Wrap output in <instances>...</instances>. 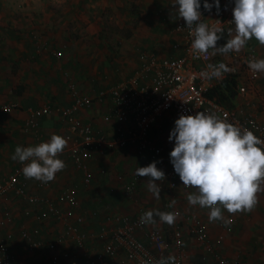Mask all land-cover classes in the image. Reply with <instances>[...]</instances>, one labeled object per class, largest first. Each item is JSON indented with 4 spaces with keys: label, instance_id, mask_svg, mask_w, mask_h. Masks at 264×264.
I'll use <instances>...</instances> for the list:
<instances>
[{
    "label": "crops",
    "instance_id": "crops-1",
    "mask_svg": "<svg viewBox=\"0 0 264 264\" xmlns=\"http://www.w3.org/2000/svg\"><path fill=\"white\" fill-rule=\"evenodd\" d=\"M13 1L16 6L4 5V1L0 6V180L23 167L11 158L17 146H35L39 143V135L41 140L47 141L52 134H70L57 111L39 119V135L27 132L25 123L30 110L46 105L54 108L71 105L70 83L94 96L130 78L147 55L164 58L183 54L182 47H175L183 42V34L175 30L178 5H172L174 0H50L41 6L35 4L40 0ZM200 3L202 5L204 0ZM228 32L232 38L235 25ZM252 40L253 48L246 51L253 50L258 59L264 58V45ZM57 51L62 55L57 56ZM249 87V93L238 94L235 101L242 103L247 99L249 109L264 121V73H260L258 81ZM5 104H16L18 108L5 112L2 109ZM109 110V102H96L91 108L80 110L78 116L92 122L99 135L112 140L119 125L113 118L107 119ZM160 121L165 122L166 127L161 131L155 127L154 136L159 142L170 144L169 135L175 123L173 116L169 114L167 121L166 114ZM70 149L71 141H68L59 157L66 167L56 173L48 185L38 187L36 179H29L32 194L65 208L70 206L61 196L65 190L78 197L77 211L85 217L80 229L88 234V240L83 246L74 241L60 244L55 250L62 256L59 264H81L86 254L94 256L101 250L104 240L98 233L104 216L110 211L117 214L131 211L129 200L121 196L122 185L138 167H143L135 146L113 148L88 159L95 178L91 185H86L83 171L77 169L71 159ZM178 182L174 194L161 190L157 198L143 184L140 195L152 211L176 213L171 229L154 217L149 226L161 227L170 235L178 225L182 226L190 256L187 264H217L218 253L243 264H264V191L257 193L255 208L236 213L232 223L228 220L233 215L226 210H222L223 220L210 222V209L190 205L187 201V195L197 190L186 188L180 178ZM261 187L264 188V184ZM0 203V207H9L14 214L9 228H2L0 236L9 230L16 232L11 243L15 261L18 264H48L47 258L54 252L48 246L32 248L19 235V230L27 228L34 232L35 238L49 241L57 237L61 225L54 218H42L39 211L33 209L35 205L11 193L3 194ZM27 211L32 212L28 214ZM188 214L195 216L212 239L223 234L224 242L208 250L206 244L190 233V225L195 223L186 220ZM226 224L228 228H224ZM145 231L137 233L144 242L147 241ZM65 252L69 253L67 257L62 255ZM105 264L132 263L122 252L108 256Z\"/></svg>",
    "mask_w": 264,
    "mask_h": 264
},
{
    "label": "built area",
    "instance_id": "built-area-1",
    "mask_svg": "<svg viewBox=\"0 0 264 264\" xmlns=\"http://www.w3.org/2000/svg\"><path fill=\"white\" fill-rule=\"evenodd\" d=\"M208 2L213 3V8L208 11L203 7L204 3L201 5V21L209 26L229 31V28L234 26L232 9L235 6V0H219V12L215 8L214 0H208ZM175 30L183 34V42L175 44L176 48H183L182 55L164 58L147 55L141 67L130 78L116 83L109 89H103L94 96L81 92L75 83H70L69 89L73 98L71 105L61 108L46 105L30 110L25 123L26 131L39 135V119L57 111L69 127L70 134L63 137L71 141V159L75 167L83 171L86 185H91L95 178L88 164V159L92 155L133 145L143 160V167L156 161L157 168L163 170L166 177L165 180L157 181V183L160 184L161 190H167L173 194L179 184V175L174 171L170 160V152L175 141L173 139L170 144H164L154 136L155 127L159 131L165 129L166 123L160 120L166 114L167 121L169 114H172L175 121L181 114L195 115L203 111L221 119H227L242 130H251L264 139V121H261L256 113L249 109L250 103L246 101L247 99H244L242 103L234 101L230 105L221 102L217 96L209 95L210 89L227 79L237 81V95L248 94L249 86L254 85L260 78V73H254L249 68V61L258 59L257 54L249 50L242 53L230 52L229 56L212 55L210 49L207 54L197 55L191 49L193 37L183 18H178ZM56 55L61 56L62 52L57 51ZM220 63H224L231 71L223 72L219 78L205 75L212 72L210 65L218 66ZM96 102L100 104L109 102L110 110L107 119L113 118L119 125L118 132L112 140L99 135L92 122L84 121L78 116L80 110L89 109ZM16 108H18L16 104H5L2 107L5 112ZM40 142L45 141L41 140L39 135ZM148 179L150 178L136 176L134 173L124 181L121 196L129 200L133 208L129 213L117 214L110 211L104 216V223L98 233L104 240L102 248L94 256L86 254L81 264H105L108 256H117L122 252L132 264H157L161 258L169 256L175 258V264H187L190 256L185 247L182 226L178 225L170 235L161 227H151L149 223H141V215L151 210L140 195L141 187ZM36 184L38 187H44L48 185V182L36 180ZM29 186V179L23 175L22 168H17L0 180V202L2 195L7 193L27 199L36 206L33 209L38 210L42 218H54L61 225L57 237L49 241L35 238L34 232L27 228L23 227L19 230V235L27 240L32 248L48 246L50 251L54 252L47 258L48 264H59L62 256L56 254L55 250L60 244L74 241L79 246H83L88 240V234L80 229L85 217L77 211L78 197L72 191L65 190L61 195L62 199L70 203V206L65 208L50 199L32 194ZM111 189L115 191L114 188ZM31 212L27 211L28 214ZM234 218V215L230 216L228 221L232 223ZM13 220L14 214L11 209L7 206L0 207V230L9 228L8 225ZM186 220L195 223L190 225V233L206 244L208 250L224 242L223 234L215 239L209 237L195 216L188 214ZM229 224L224 225V228H228ZM143 229H146V242L137 236V233ZM16 236V232L12 230L0 236V264H18L14 259L11 246ZM62 255L67 257L69 253L65 252ZM216 263L243 264L238 259L228 258L219 253L216 254Z\"/></svg>",
    "mask_w": 264,
    "mask_h": 264
},
{
    "label": "clouds",
    "instance_id": "clouds-1",
    "mask_svg": "<svg viewBox=\"0 0 264 264\" xmlns=\"http://www.w3.org/2000/svg\"><path fill=\"white\" fill-rule=\"evenodd\" d=\"M178 5V18H183L193 37L191 49L197 55H227L240 52L253 38L264 45V0H235L232 9L235 35L225 44L218 46L223 29L209 26L201 21L200 0H174ZM217 12L219 0H214ZM203 7L211 11L213 3L204 0ZM212 72L206 76L219 78L223 72H229L224 63L209 66ZM254 73H264V58L249 61ZM175 141L170 152L174 171L186 188H195V193L187 195L190 205L210 209L209 221L223 220V211L235 215L250 212L258 203L257 193L264 191V139L248 129H243L227 119L203 111L195 115L181 114L175 120L169 140ZM68 145V140L52 134L50 139L35 146L15 148L12 159L23 164L22 172L27 179H36L47 183L55 179L66 164L59 158ZM136 176L149 177L147 187L157 198L161 186L156 181L166 179L163 170L157 168L156 161L145 167H138ZM158 216L169 225L176 219V213L156 210L141 215V223L154 222ZM157 264H175V258H161Z\"/></svg>",
    "mask_w": 264,
    "mask_h": 264
},
{
    "label": "trees",
    "instance_id": "trees-1",
    "mask_svg": "<svg viewBox=\"0 0 264 264\" xmlns=\"http://www.w3.org/2000/svg\"><path fill=\"white\" fill-rule=\"evenodd\" d=\"M220 35L222 38L217 42L218 46L225 44L231 38L228 31H223ZM236 85L235 79H227L210 89L209 95L217 96L221 102L232 105L237 96Z\"/></svg>",
    "mask_w": 264,
    "mask_h": 264
},
{
    "label": "rangeland",
    "instance_id": "rangeland-1",
    "mask_svg": "<svg viewBox=\"0 0 264 264\" xmlns=\"http://www.w3.org/2000/svg\"><path fill=\"white\" fill-rule=\"evenodd\" d=\"M4 1V5H8V6H16V2H14L13 0H0V6H2V2ZM48 1H50V0H40L39 1V3H35V4H37L38 6H41L42 4H45V3H47ZM40 4V5H39ZM1 8V7H0ZM105 20V19H104ZM108 20V19H107ZM109 21V20H108ZM106 22V21H105ZM107 26V25H106ZM108 27V26H107ZM252 41L253 40H249L248 42H247V44H246V46L240 51L241 53L242 52H245L246 50H248V49H250V48H253V43H252ZM147 185V182H145L144 183V185ZM144 185H143V187H144ZM147 189V188H146ZM148 206H149V204H148ZM150 209H151V207H149ZM153 209V208H152ZM151 209V210H152ZM154 211V210H153ZM165 212V211H164ZM154 218H156L158 221L160 220L159 219V217L158 216H155L154 215ZM165 225H167V228L168 229H171L174 225H175V222L173 223V224H171V225H169V224H167V223H165V222H163ZM75 262H76V260H75ZM248 264H250V263H248Z\"/></svg>",
    "mask_w": 264,
    "mask_h": 264
}]
</instances>
